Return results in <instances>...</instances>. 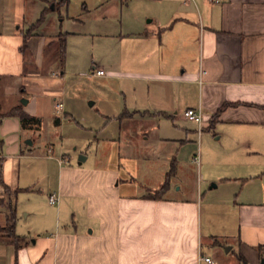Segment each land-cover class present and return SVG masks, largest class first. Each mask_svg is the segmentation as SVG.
<instances>
[{
  "label": "crops",
  "instance_id": "obj_1",
  "mask_svg": "<svg viewBox=\"0 0 264 264\" xmlns=\"http://www.w3.org/2000/svg\"><path fill=\"white\" fill-rule=\"evenodd\" d=\"M53 1L0 0V264H218L209 252L226 245L237 251L235 264H264V0H140L151 18L135 16L137 28L116 37L118 67L148 81L133 86L132 110L120 122L164 118L177 137L165 140L196 134L199 143L202 131L221 140L202 137L224 166L210 186H221L218 193L169 196L172 159L156 199L147 195L165 180L151 189L124 177L119 164L84 166L81 155L74 166L56 160L55 182L41 185L54 159L32 153L42 136L35 93L54 45L59 60L61 34L38 33L44 16L37 22L43 2ZM44 92L60 101V90ZM189 108L200 110V126L187 124ZM9 205L19 246L3 232Z\"/></svg>",
  "mask_w": 264,
  "mask_h": 264
},
{
  "label": "rangeland",
  "instance_id": "obj_2",
  "mask_svg": "<svg viewBox=\"0 0 264 264\" xmlns=\"http://www.w3.org/2000/svg\"><path fill=\"white\" fill-rule=\"evenodd\" d=\"M59 1L43 2L47 11L37 29L42 34L66 33L65 68L61 69L57 45H54L45 53L42 79H39L42 88L35 93L40 104L42 136L36 139L32 153L54 159L48 161L53 163V174L49 180H41V185L55 182L56 160L74 166L81 155L87 157L84 166L119 164L124 177L132 176L137 183L157 189L171 169V160L175 159L176 173L170 181L169 196L218 193L221 186L213 189L210 186L224 166L215 147L202 140L206 137L218 145L221 140H214L211 132L202 131L199 143L196 134L179 143L163 139L165 136L177 138L172 123L164 118L143 120L136 116L122 122L117 119L123 110H132L133 86L148 83L132 75L130 70L119 68L116 53L120 45L116 37L137 28L135 16H145V22L151 18L144 15L148 10L146 4H139L146 2L68 0L59 4ZM97 68L110 74L96 76ZM47 88L62 92L63 108L59 112L52 95L44 92ZM55 118L60 119L59 124L53 123ZM187 124L193 125L190 121ZM48 142L53 144L52 153L46 151ZM195 156L197 162L193 161ZM52 208L55 210V206ZM226 247L229 245L209 254L218 264H235L236 249L226 251Z\"/></svg>",
  "mask_w": 264,
  "mask_h": 264
},
{
  "label": "trees",
  "instance_id": "obj_3",
  "mask_svg": "<svg viewBox=\"0 0 264 264\" xmlns=\"http://www.w3.org/2000/svg\"><path fill=\"white\" fill-rule=\"evenodd\" d=\"M120 1L121 2H127L129 0H120ZM66 2H68V0H60L59 4H65ZM46 11L43 12V15L41 16V19L37 23H39L43 19L44 13ZM65 37H66V34H61V37L59 39V53L58 54H59V61H60L61 66L64 63V58H65ZM14 114L17 115V116H20L21 120H26L27 119V117L24 114H21V113H18V114L14 113ZM160 115L166 116L163 113H160ZM0 120H1V115H0ZM172 173H173V167L171 168V171H169L167 173L165 182L161 185V187L159 189L151 192V193H148L147 197L148 198H152V199L160 198L161 195L164 194V192L168 188V185H169L168 184V178L171 176ZM0 184H2L1 180H0ZM7 191H8L7 187H5V192H7ZM17 191H15V193ZM14 226H15V208H14V206L9 205V215L7 216V224H6L5 228H3V232L5 233V235L7 237L11 238L12 242L16 246H19V245H21V242L23 241V238L15 235Z\"/></svg>",
  "mask_w": 264,
  "mask_h": 264
},
{
  "label": "built area",
  "instance_id": "obj_4",
  "mask_svg": "<svg viewBox=\"0 0 264 264\" xmlns=\"http://www.w3.org/2000/svg\"><path fill=\"white\" fill-rule=\"evenodd\" d=\"M217 1V0H215ZM95 74L96 75H103L104 74V71L103 70H96L95 71ZM62 102L61 101H56L55 102V108H56V111L59 112L61 109H62ZM183 116L189 120V121H193L195 123H197L199 126L202 124V114L200 112V110H196V109H186L184 112H183ZM55 202H57V197L56 195L54 194H51L49 197H48V203L49 204H54ZM200 259H203V261L207 262V263H211L212 260L209 258V257H200Z\"/></svg>",
  "mask_w": 264,
  "mask_h": 264
},
{
  "label": "water",
  "instance_id": "obj_5",
  "mask_svg": "<svg viewBox=\"0 0 264 264\" xmlns=\"http://www.w3.org/2000/svg\"><path fill=\"white\" fill-rule=\"evenodd\" d=\"M22 102L25 103V101H22ZM90 104H91V102H90ZM81 159H82V157L80 156V157H79V160H81ZM225 250H227V249H225Z\"/></svg>",
  "mask_w": 264,
  "mask_h": 264
}]
</instances>
